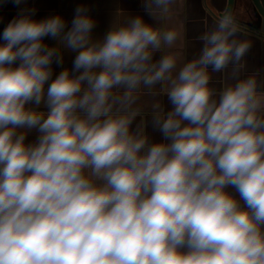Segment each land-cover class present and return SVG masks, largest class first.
Here are the masks:
<instances>
[{
	"label": "clouds",
	"instance_id": "clouds-1",
	"mask_svg": "<svg viewBox=\"0 0 264 264\" xmlns=\"http://www.w3.org/2000/svg\"><path fill=\"white\" fill-rule=\"evenodd\" d=\"M175 3L143 0L154 23L118 18L102 39L84 6L70 26L21 9L0 31V264H264L252 43L227 5L180 58L164 26Z\"/></svg>",
	"mask_w": 264,
	"mask_h": 264
},
{
	"label": "crops",
	"instance_id": "crops-1",
	"mask_svg": "<svg viewBox=\"0 0 264 264\" xmlns=\"http://www.w3.org/2000/svg\"><path fill=\"white\" fill-rule=\"evenodd\" d=\"M78 6L88 8V14L96 21V27L92 33L95 39H102L118 18L123 20L139 15L146 22L154 23L144 12L143 0H26L19 7H16L12 0H0V31L20 13L21 9H35L34 19L61 15L70 26L74 9ZM226 6L227 0H176L168 18L164 21L165 27L171 28L179 34L171 51L182 59H191L198 55L202 44L196 38L208 29L212 21ZM232 11L244 33L240 38L248 39L252 43V47L245 57L246 67L243 74L258 73V78L264 81V35L249 28L254 20L252 4L250 0H235ZM46 42L50 45L55 44L50 40ZM74 55L75 53L64 51V67L71 68ZM159 55L157 53L154 59H158ZM53 68L54 74L61 70L55 65ZM216 80L218 81L215 85L217 88L228 82L226 74H218ZM159 99L164 104L165 110H170L171 105L168 104L163 93L160 94ZM151 103L152 100L148 96H143L138 102V106L143 108L148 121L151 120L149 115ZM139 120L140 117H137L136 123H139ZM146 132L153 142L162 139L159 132L154 131L150 124L146 128ZM36 135L35 131L30 133L27 142L34 141ZM229 191L232 190L229 189Z\"/></svg>",
	"mask_w": 264,
	"mask_h": 264
},
{
	"label": "water",
	"instance_id": "water-1",
	"mask_svg": "<svg viewBox=\"0 0 264 264\" xmlns=\"http://www.w3.org/2000/svg\"><path fill=\"white\" fill-rule=\"evenodd\" d=\"M234 1L235 0H227V5L231 6L232 9ZM250 2L252 4L254 20L249 25V28L264 35V0H250Z\"/></svg>",
	"mask_w": 264,
	"mask_h": 264
}]
</instances>
